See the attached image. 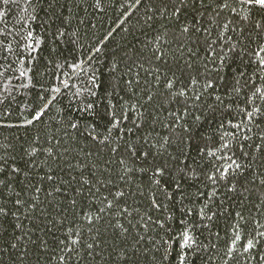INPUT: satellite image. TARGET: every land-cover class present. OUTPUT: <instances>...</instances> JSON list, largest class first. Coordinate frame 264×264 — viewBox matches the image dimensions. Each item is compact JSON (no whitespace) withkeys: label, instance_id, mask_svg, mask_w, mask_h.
<instances>
[{"label":"trees","instance_id":"1","mask_svg":"<svg viewBox=\"0 0 264 264\" xmlns=\"http://www.w3.org/2000/svg\"><path fill=\"white\" fill-rule=\"evenodd\" d=\"M0 264H264V9L0 0Z\"/></svg>","mask_w":264,"mask_h":264},{"label":"snow or ice","instance_id":"2","mask_svg":"<svg viewBox=\"0 0 264 264\" xmlns=\"http://www.w3.org/2000/svg\"><path fill=\"white\" fill-rule=\"evenodd\" d=\"M239 3L247 4L249 6H256L259 7L260 9H264V0H239ZM37 119H39V117H37ZM113 126L115 127V124ZM248 247L251 248L252 245L249 244Z\"/></svg>","mask_w":264,"mask_h":264}]
</instances>
